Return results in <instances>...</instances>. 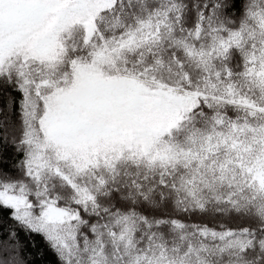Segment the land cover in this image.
I'll return each mask as SVG.
<instances>
[{"label": "snow or ice", "instance_id": "6c2138e0", "mask_svg": "<svg viewBox=\"0 0 264 264\" xmlns=\"http://www.w3.org/2000/svg\"><path fill=\"white\" fill-rule=\"evenodd\" d=\"M0 264H264V0H0Z\"/></svg>", "mask_w": 264, "mask_h": 264}]
</instances>
